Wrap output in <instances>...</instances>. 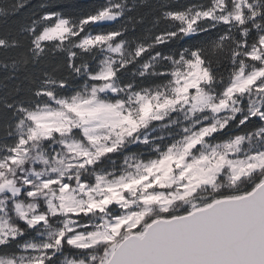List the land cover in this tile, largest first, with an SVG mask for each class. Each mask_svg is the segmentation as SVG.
Here are the masks:
<instances>
[{
    "label": "snow or ice",
    "instance_id": "1",
    "mask_svg": "<svg viewBox=\"0 0 264 264\" xmlns=\"http://www.w3.org/2000/svg\"><path fill=\"white\" fill-rule=\"evenodd\" d=\"M0 264H264V0H0Z\"/></svg>",
    "mask_w": 264,
    "mask_h": 264
}]
</instances>
